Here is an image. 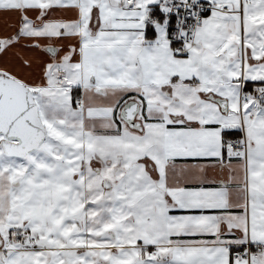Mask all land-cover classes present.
<instances>
[{
    "label": "snow or ice",
    "instance_id": "1",
    "mask_svg": "<svg viewBox=\"0 0 264 264\" xmlns=\"http://www.w3.org/2000/svg\"><path fill=\"white\" fill-rule=\"evenodd\" d=\"M0 264H264V0H0Z\"/></svg>",
    "mask_w": 264,
    "mask_h": 264
}]
</instances>
